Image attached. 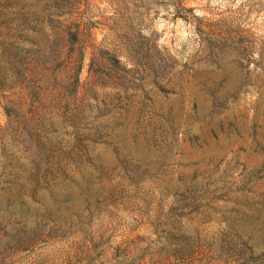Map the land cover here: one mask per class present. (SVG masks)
<instances>
[{"label":"rangeland","instance_id":"obj_1","mask_svg":"<svg viewBox=\"0 0 264 264\" xmlns=\"http://www.w3.org/2000/svg\"><path fill=\"white\" fill-rule=\"evenodd\" d=\"M0 264H264V0H0Z\"/></svg>","mask_w":264,"mask_h":264}]
</instances>
